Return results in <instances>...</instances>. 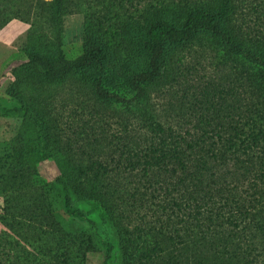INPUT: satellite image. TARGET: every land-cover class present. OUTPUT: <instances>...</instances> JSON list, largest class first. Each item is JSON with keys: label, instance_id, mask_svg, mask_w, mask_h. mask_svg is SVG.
Here are the masks:
<instances>
[{"label": "trees", "instance_id": "trees-1", "mask_svg": "<svg viewBox=\"0 0 264 264\" xmlns=\"http://www.w3.org/2000/svg\"><path fill=\"white\" fill-rule=\"evenodd\" d=\"M64 2L52 0L58 12ZM111 2L144 14V66L126 85L134 96L125 100L108 89L106 46L92 26L77 57L30 54L29 59L47 83L96 66L93 95L138 108L123 110L107 128L97 116L70 132L46 128L39 153L16 144L9 157L14 162L6 168L0 163V264H73L95 250L90 235L67 232L52 209L49 195L58 188L40 177L35 164L50 156L60 190L87 201L112 227L122 264H264V245L256 258L249 251L250 259L242 258L248 255L250 231L256 227L264 234V35L252 37L234 23L235 0ZM165 3L182 7L183 21L158 14L169 6ZM7 22L0 9V28ZM198 32L222 46L207 58L200 52L205 63L229 65V73L192 76L179 60L167 65L168 46ZM153 84L169 86L164 115L147 102ZM63 197L66 211L79 214Z\"/></svg>", "mask_w": 264, "mask_h": 264}, {"label": "rangeland", "instance_id": "rangeland-1", "mask_svg": "<svg viewBox=\"0 0 264 264\" xmlns=\"http://www.w3.org/2000/svg\"><path fill=\"white\" fill-rule=\"evenodd\" d=\"M65 1V6L58 12L52 0H1L0 9L7 16V23L18 20L26 26L23 32L17 35L13 32L4 37L5 41L0 40V163L4 162L2 166L5 168L8 163L14 162L9 157L15 154L16 144L30 146L39 153L44 145L42 136L46 128L52 130L53 126L55 130L70 132L76 123L81 124L89 119L91 124L94 116L101 117L107 128L114 120H119L118 116L123 110L126 112L138 108L132 104L124 106L96 98L91 88L99 71L96 66L74 70L64 78L50 83L32 69L34 63L29 59L30 54L72 59L83 53L86 31L92 26L100 32L102 43L106 46L105 65L111 71L108 89L125 100L134 96L126 85L131 74L144 66L141 38L144 14L140 10L130 11L125 5L112 3L111 0ZM235 1L237 10L234 23L252 37L263 36L264 0ZM167 5L169 6L162 7L158 14L172 23L183 21L186 15L184 9L175 4ZM212 40L209 33L198 32L186 42L170 44L164 59L169 66H174L179 60L178 64L183 72L188 69L187 72L192 76L199 73L207 76L210 72L217 78L224 76L231 71L229 65L214 68L205 63L211 49L215 52V49L222 48L221 44H213ZM200 52H206L205 59L203 54L199 55ZM194 66L196 71L193 70ZM36 68L42 71L41 67ZM102 69L101 67V71ZM190 76L187 75L188 79ZM174 82L172 80L171 84ZM167 87V84H153L147 88V102L152 104L151 109L157 115L169 112L163 109L164 90ZM113 126L115 129L120 128L117 123ZM35 164L40 177L46 182L54 183L59 189L53 191L49 198L52 209L63 218L66 231L78 233L83 230L94 241L95 250L89 252L83 261L73 264H122L112 227L87 201L78 199L70 191L60 190L61 186L56 182L59 170L53 158H40ZM3 173L4 168L0 167V181ZM64 194L70 200L71 210H76L79 214L66 211ZM3 206L4 199L0 193V215ZM2 230L0 222V233ZM260 233L256 227L250 231L249 241L245 243L248 255L242 257L245 261L251 256L256 258L264 245V234Z\"/></svg>", "mask_w": 264, "mask_h": 264}, {"label": "crops", "instance_id": "crops-1", "mask_svg": "<svg viewBox=\"0 0 264 264\" xmlns=\"http://www.w3.org/2000/svg\"><path fill=\"white\" fill-rule=\"evenodd\" d=\"M26 29V26L23 22L18 20H13L7 23L3 28L0 29V40L5 41L4 37L13 33L18 34L23 32Z\"/></svg>", "mask_w": 264, "mask_h": 264}]
</instances>
